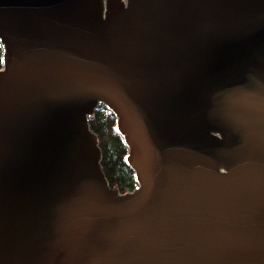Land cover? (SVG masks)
I'll return each instance as SVG.
<instances>
[{
  "label": "water",
  "instance_id": "1",
  "mask_svg": "<svg viewBox=\"0 0 264 264\" xmlns=\"http://www.w3.org/2000/svg\"><path fill=\"white\" fill-rule=\"evenodd\" d=\"M0 44V264H264V0H0Z\"/></svg>",
  "mask_w": 264,
  "mask_h": 264
},
{
  "label": "trees",
  "instance_id": "2",
  "mask_svg": "<svg viewBox=\"0 0 264 264\" xmlns=\"http://www.w3.org/2000/svg\"><path fill=\"white\" fill-rule=\"evenodd\" d=\"M3 49L0 44V67ZM92 131L98 137L102 152L101 166L111 187L120 192L132 191L138 186L136 172L128 163L129 148L118 127L116 114L104 104H99L89 117Z\"/></svg>",
  "mask_w": 264,
  "mask_h": 264
},
{
  "label": "built area",
  "instance_id": "3",
  "mask_svg": "<svg viewBox=\"0 0 264 264\" xmlns=\"http://www.w3.org/2000/svg\"><path fill=\"white\" fill-rule=\"evenodd\" d=\"M2 67V66H1Z\"/></svg>",
  "mask_w": 264,
  "mask_h": 264
}]
</instances>
